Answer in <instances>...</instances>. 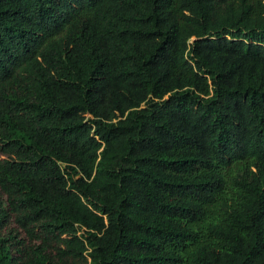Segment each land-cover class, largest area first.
<instances>
[{
  "label": "trees",
  "instance_id": "trees-1",
  "mask_svg": "<svg viewBox=\"0 0 264 264\" xmlns=\"http://www.w3.org/2000/svg\"><path fill=\"white\" fill-rule=\"evenodd\" d=\"M0 264H264V0H0Z\"/></svg>",
  "mask_w": 264,
  "mask_h": 264
}]
</instances>
